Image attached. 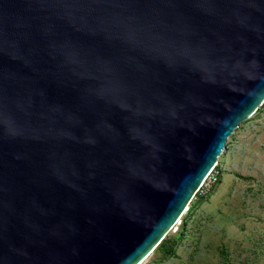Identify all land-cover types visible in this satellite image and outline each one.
I'll list each match as a JSON object with an SVG mask.
<instances>
[{"label":"water","instance_id":"water-1","mask_svg":"<svg viewBox=\"0 0 264 264\" xmlns=\"http://www.w3.org/2000/svg\"><path fill=\"white\" fill-rule=\"evenodd\" d=\"M264 102V0H0V264H140Z\"/></svg>","mask_w":264,"mask_h":264},{"label":"rangeland","instance_id":"rangeland-1","mask_svg":"<svg viewBox=\"0 0 264 264\" xmlns=\"http://www.w3.org/2000/svg\"><path fill=\"white\" fill-rule=\"evenodd\" d=\"M215 166L212 190L198 188L143 264H264V102L228 138Z\"/></svg>","mask_w":264,"mask_h":264},{"label":"built area","instance_id":"built-area-1","mask_svg":"<svg viewBox=\"0 0 264 264\" xmlns=\"http://www.w3.org/2000/svg\"><path fill=\"white\" fill-rule=\"evenodd\" d=\"M217 166H215L212 171L210 172V174L207 176V178L204 180V182L202 183L201 188H204V193L207 194L208 192H210L212 190V188L214 187V185L216 184V182L218 181V175L215 172ZM199 189V190H200Z\"/></svg>","mask_w":264,"mask_h":264},{"label":"bare ground","instance_id":"bare-ground-1","mask_svg":"<svg viewBox=\"0 0 264 264\" xmlns=\"http://www.w3.org/2000/svg\"><path fill=\"white\" fill-rule=\"evenodd\" d=\"M187 211H188V206H187V208L184 210V212L181 214V216L178 218V221L176 222V224H175L174 227H176L177 225L180 224V222H181L183 216L187 213ZM145 261H146V260H144V261H143L142 263H140V264H143Z\"/></svg>","mask_w":264,"mask_h":264}]
</instances>
